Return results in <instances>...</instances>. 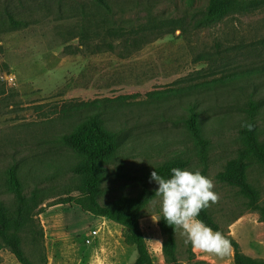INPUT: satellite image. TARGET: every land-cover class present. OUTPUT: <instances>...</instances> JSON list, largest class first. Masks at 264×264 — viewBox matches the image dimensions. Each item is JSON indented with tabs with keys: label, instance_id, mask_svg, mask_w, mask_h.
I'll list each match as a JSON object with an SVG mask.
<instances>
[{
	"label": "rangeland",
	"instance_id": "rangeland-1",
	"mask_svg": "<svg viewBox=\"0 0 264 264\" xmlns=\"http://www.w3.org/2000/svg\"><path fill=\"white\" fill-rule=\"evenodd\" d=\"M105 1L108 12L94 0H0V203L13 208L3 176L11 165H18L24 196L37 189L43 200L20 233L25 255L32 264H134L136 249L124 243L121 226L66 204L79 196L81 177L73 153L53 140L81 114L98 111L121 139L98 200L152 192L139 221L151 264H233L231 248L222 256L197 251L177 227L174 247L167 256L162 250L160 201L148 172L177 158L204 170L185 128L195 103L211 143L203 175L218 196L206 211L243 254L264 260V166L247 169L257 208L219 179L241 150L248 101L262 104L264 141V0H239L248 11L208 25L201 20L209 0ZM9 17L20 26L12 29ZM222 78L234 83L205 85ZM79 103L88 106L74 119L62 115L64 105ZM0 264L20 263L2 246Z\"/></svg>",
	"mask_w": 264,
	"mask_h": 264
},
{
	"label": "trees",
	"instance_id": "trees-1",
	"mask_svg": "<svg viewBox=\"0 0 264 264\" xmlns=\"http://www.w3.org/2000/svg\"><path fill=\"white\" fill-rule=\"evenodd\" d=\"M94 1L99 8L105 12L109 11L105 0ZM255 5V3H250L251 7ZM248 7L247 3L239 0H209L206 13L201 22L204 25L218 22L232 14L248 11ZM9 21L12 29L20 26V22L13 17H9ZM229 83L233 84L234 80L222 78L208 82L205 85L210 88H223L232 85ZM214 84L215 86H212ZM4 93V90L0 89V96ZM155 95L157 94H150L152 99ZM90 105H95V103ZM87 106V103L64 105L61 113L68 119H74L73 115L84 110ZM261 106V103L253 100L248 101L245 105V110H243L245 118L242 120L238 130L241 150H239L237 157L226 163L224 171L219 175V179L222 182L237 188L241 194L249 198L251 205L255 208L258 207L256 206L258 193L251 188L247 181V169L250 163L253 162L264 166V141H260V133L257 128V119ZM187 111L185 128L194 146L193 155L204 167L201 172L203 174L207 169L211 143L203 132L197 104L189 105ZM247 125H251V128L249 129ZM53 141L73 153L77 159L73 170L81 177V182L78 185L79 196L68 200L66 204H74L83 212L95 217L105 218L121 226L124 243L136 249L137 258L134 264H151L147 246L139 227V221L152 197V192L144 187L142 192L133 198L120 196L106 205L100 204L98 200L99 188L104 178L105 165L114 157L121 144L119 135L106 129L103 116L98 111H94L81 114L77 120L75 119L71 123L67 133L60 135ZM187 165L188 161L181 158L166 161L150 170L148 179H150V174L154 170L158 174L167 177L172 167L186 168ZM18 171V165H11L5 169L3 175L6 191L13 195V208L9 209L0 203V249L2 246L8 248L20 264H32L22 249L20 233L38 214V207L43 203V200L40 198V192L37 189L31 193L29 198L24 196L23 185ZM262 215L264 216V212ZM198 218L202 219L213 230L219 231L206 209L201 210ZM158 225L164 238L162 245L163 254L167 256L175 244L174 233L176 228L168 225L162 215ZM225 237L231 242L233 264H264L262 259H253L243 254L236 241L230 237Z\"/></svg>",
	"mask_w": 264,
	"mask_h": 264
},
{
	"label": "clouds",
	"instance_id": "clouds-1",
	"mask_svg": "<svg viewBox=\"0 0 264 264\" xmlns=\"http://www.w3.org/2000/svg\"><path fill=\"white\" fill-rule=\"evenodd\" d=\"M247 127L250 129L251 125ZM150 180L157 185L155 195L159 197L162 218L182 230L186 245L218 256L227 253L231 247L229 239L198 218L202 209L218 199L210 178L197 169L172 167L167 177L152 171Z\"/></svg>",
	"mask_w": 264,
	"mask_h": 264
},
{
	"label": "crops",
	"instance_id": "crops-1",
	"mask_svg": "<svg viewBox=\"0 0 264 264\" xmlns=\"http://www.w3.org/2000/svg\"><path fill=\"white\" fill-rule=\"evenodd\" d=\"M255 254H256L255 251H253V253H250V251L245 253L246 256H248V257H250V258H253V259L256 258V255H255Z\"/></svg>",
	"mask_w": 264,
	"mask_h": 264
},
{
	"label": "built area",
	"instance_id": "built-area-1",
	"mask_svg": "<svg viewBox=\"0 0 264 264\" xmlns=\"http://www.w3.org/2000/svg\"><path fill=\"white\" fill-rule=\"evenodd\" d=\"M95 234H96V232H92V235H95ZM86 242H89V241L87 240Z\"/></svg>",
	"mask_w": 264,
	"mask_h": 264
}]
</instances>
